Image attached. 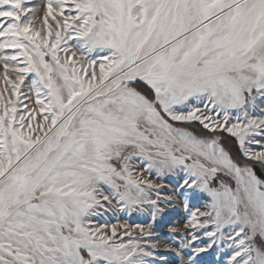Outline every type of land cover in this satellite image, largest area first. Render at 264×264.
Returning <instances> with one entry per match:
<instances>
[{
    "label": "snow or ice",
    "instance_id": "6c2138e0",
    "mask_svg": "<svg viewBox=\"0 0 264 264\" xmlns=\"http://www.w3.org/2000/svg\"><path fill=\"white\" fill-rule=\"evenodd\" d=\"M165 253L264 264V0H0V264Z\"/></svg>",
    "mask_w": 264,
    "mask_h": 264
},
{
    "label": "rangeland",
    "instance_id": "374dc122",
    "mask_svg": "<svg viewBox=\"0 0 264 264\" xmlns=\"http://www.w3.org/2000/svg\"><path fill=\"white\" fill-rule=\"evenodd\" d=\"M34 3H39V0H33ZM170 183V181H167ZM123 219H128L129 223H141L144 222L143 218L140 217L139 215H134L131 218H127V217H123ZM174 220L179 222L181 220V216L177 215L174 217ZM158 231L160 232L162 237H165V234L168 232V228L167 227H163L161 229H158ZM178 239V238H177ZM173 247H175V245H173ZM161 251H163V248L161 249ZM165 255L167 256V258L170 261V264H175L173 255L171 253H165Z\"/></svg>",
    "mask_w": 264,
    "mask_h": 264
}]
</instances>
